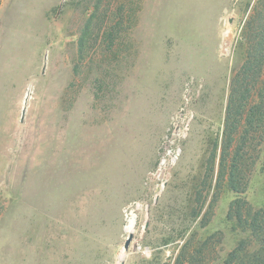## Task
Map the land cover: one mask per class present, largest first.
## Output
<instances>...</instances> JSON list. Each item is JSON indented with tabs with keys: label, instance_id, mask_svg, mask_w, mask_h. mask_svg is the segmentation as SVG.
Listing matches in <instances>:
<instances>
[{
	"label": "rangeland",
	"instance_id": "374dc122",
	"mask_svg": "<svg viewBox=\"0 0 264 264\" xmlns=\"http://www.w3.org/2000/svg\"><path fill=\"white\" fill-rule=\"evenodd\" d=\"M263 3L0 0V264H224L246 243L207 165ZM246 160L257 210L264 140Z\"/></svg>",
	"mask_w": 264,
	"mask_h": 264
},
{
	"label": "trees",
	"instance_id": "16d2710c",
	"mask_svg": "<svg viewBox=\"0 0 264 264\" xmlns=\"http://www.w3.org/2000/svg\"><path fill=\"white\" fill-rule=\"evenodd\" d=\"M244 33L248 44L245 59L230 83L223 132L207 165L210 172L218 160L217 188L226 186L238 197L229 211L236 220L233 229L250 237L246 243L240 242L224 264H264V207L254 210L242 198L249 182L246 155L264 140V3L254 10Z\"/></svg>",
	"mask_w": 264,
	"mask_h": 264
},
{
	"label": "water",
	"instance_id": "95a60500",
	"mask_svg": "<svg viewBox=\"0 0 264 264\" xmlns=\"http://www.w3.org/2000/svg\"><path fill=\"white\" fill-rule=\"evenodd\" d=\"M139 207H140V205L137 204V205H136V208H139ZM135 217H136V216L133 214V215L131 216V218L129 219V226H130V228L127 230V232H128V237H127V239H126V241H125V243H124V246H123L124 250H127V249H128V247H129V245H130V243H131V241H132V238H133L132 228H133L134 223H135Z\"/></svg>",
	"mask_w": 264,
	"mask_h": 264
},
{
	"label": "bare ground",
	"instance_id": "6f19581e",
	"mask_svg": "<svg viewBox=\"0 0 264 264\" xmlns=\"http://www.w3.org/2000/svg\"><path fill=\"white\" fill-rule=\"evenodd\" d=\"M130 228V226L128 227V229Z\"/></svg>",
	"mask_w": 264,
	"mask_h": 264
}]
</instances>
